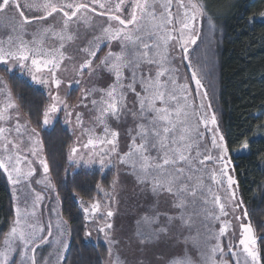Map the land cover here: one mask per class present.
<instances>
[{
	"label": "snow or ice",
	"instance_id": "snow-or-ice-1",
	"mask_svg": "<svg viewBox=\"0 0 264 264\" xmlns=\"http://www.w3.org/2000/svg\"><path fill=\"white\" fill-rule=\"evenodd\" d=\"M204 22L215 30V17L199 0H0V25L10 29L0 39V68L12 76L18 70L49 97L42 123L31 126L19 118L20 104L0 75V171L12 188L14 212L0 242V264H51L52 253L42 261L36 255L53 229L38 226L34 209L44 196L35 185L59 198L39 128L51 125L60 111L79 132L67 146L69 163L98 164L101 172L123 166L134 178V192L152 200L146 211H137L127 237V247L139 254L133 264H230L221 241L228 224L218 234L211 224L227 217L229 207L236 221L249 214L237 199L229 146L188 47L197 45ZM177 59L188 62L190 77H181ZM65 78L82 85L74 104L60 94ZM96 189L105 192L99 182ZM113 202L109 197L104 205L82 204L84 220L91 221L84 225L85 239L93 230L104 234L108 264H128L112 259L113 246L122 243L112 235ZM196 219L203 233H194ZM67 223L62 216L56 220L57 254L66 246ZM239 227L243 255L231 244L227 252L236 264H261L253 225Z\"/></svg>",
	"mask_w": 264,
	"mask_h": 264
},
{
	"label": "trees",
	"instance_id": "trees-1",
	"mask_svg": "<svg viewBox=\"0 0 264 264\" xmlns=\"http://www.w3.org/2000/svg\"><path fill=\"white\" fill-rule=\"evenodd\" d=\"M199 2L206 3L209 13L215 17L216 27L209 31L204 22L197 45L188 47L193 61L198 59L204 88L229 146L231 167L238 182L237 197L242 199L249 214L242 223L253 225L261 264H264V0ZM200 26L198 23L197 27ZM177 60L183 76L190 77L188 62L181 65ZM0 73L8 79L24 118L31 120V126H37L38 120L42 123L40 114L48 103L45 92L17 72L12 76L0 69ZM191 89L195 92L194 83ZM78 93V89H72L67 103L72 104ZM39 130L50 162L51 182L59 192L60 215L68 222L70 242L62 264H108L106 242L100 236L95 241L85 239V220L79 205H88L92 200H108L113 172L85 171L70 165L67 146L73 142V135L61 118L50 129L41 127ZM242 148L245 149L243 153L232 155ZM97 182L107 196L96 189ZM239 213L242 215V211ZM13 217L11 195L0 171V242Z\"/></svg>",
	"mask_w": 264,
	"mask_h": 264
},
{
	"label": "rangeland",
	"instance_id": "rangeland-1",
	"mask_svg": "<svg viewBox=\"0 0 264 264\" xmlns=\"http://www.w3.org/2000/svg\"><path fill=\"white\" fill-rule=\"evenodd\" d=\"M23 2V0H21V3ZM28 14V13H26ZM264 17V14H263ZM10 32V29H5L2 25H0V39H3L6 37V33ZM190 45V44H189ZM188 45V46H189ZM106 50V49H105ZM103 55V54H101ZM178 60L176 61V66H178ZM179 70H180V75L181 77H184L182 72H181V68L180 66ZM2 69V68H0ZM18 75L21 76V74L19 73V71H16ZM0 75H2L0 73ZM27 79V81L29 83L30 82V78L28 77H24ZM185 82V81H183ZM34 85V84H32ZM36 87H39L40 89H42L46 96H47V100L49 102V97H48V90L45 89L44 87L40 86V85H34ZM82 86V85H81ZM81 86H77L74 83L69 85L68 79L65 78V82L61 87L60 90V94L62 95V97L66 100L67 102V97L69 96V93L71 92L72 89H78L79 93L77 95H75L74 101L72 102V104L77 102V98L80 96V87ZM196 103H199V99L197 98ZM19 118L23 121L26 120L24 118V116L22 115V113L19 110ZM59 118L62 119L63 124L71 131L72 135H73V142L75 140V135H78L79 132L77 131L75 134L73 132V129L71 126L66 125L64 123V112L60 111L57 113L56 117L53 118V123L49 126L46 127H42L44 130H48L50 129L53 124L55 123V121H57ZM263 119H264V114H263ZM85 121L87 122V116H85ZM122 146H123V137H122ZM243 151H245L244 148H242V150L240 151H236V152H232V155H238L241 154V152L243 153ZM70 165L72 167H74V169H81V170H85V171H91V170H99V165L98 164H94L91 168H86L82 163L79 167H77L74 164ZM37 168H39V165H36ZM105 170H111L114 174L113 180H117L118 182L116 183L115 187L113 188V186H111L112 188V192L110 193L109 197H113L115 202L112 203L111 208L112 210L115 212L114 217L112 218V222L114 223V231L112 233V235L115 236V238L117 240L122 241L121 244L115 245L113 246V260L119 259L121 262L124 261L125 259L128 261V264H133L134 260L139 256V254L137 253L136 255L133 254L132 250L127 247V237L130 235V230L133 227V217L136 215L137 211H139L140 213H143L144 211L147 210V205L150 204L152 202L151 198H145V196L143 194H141L138 190H136L134 192V178L130 175L127 174V172L124 170L123 166H121L119 169L117 167H110V168H106ZM104 170V171H105ZM2 173V171H1ZM3 175V173H2ZM43 173H42V169H40V175L37 178H42ZM7 187L9 189L10 195H11V199H12V188L11 186L7 183V179L6 176L3 175ZM112 180V182H113ZM209 184L211 185V182L209 181ZM213 188V191L216 192L218 189V186L216 185H211ZM35 188L37 191H41L42 195L44 196V199L42 201H40V207L34 209V211L36 212V219L38 222V226L44 227L45 229H47V227L49 226V224H51L52 229H53V237L49 238V243L48 244H43L41 245L40 248L37 249V258L39 260H43L44 257H48L49 253H52L53 255L51 256V264H62L66 251H67V247L68 244L70 242V236H69V231H68V226L64 225V231L66 233V235L64 236V240L66 241V246L63 247L62 252L60 254H57V249L53 243V241L55 240V237L57 235H59V230L56 228V220L58 218H60V206H59V201L57 199L56 196V192L55 191H51V190H47L44 188V185H35ZM218 194L223 196V190H219ZM237 196V193H236ZM238 199V197H237ZM108 202V200L101 202L102 205L106 204ZM13 204V201H12ZM82 204L86 206V204L84 203H80V210L83 214V218H84V212H83V207ZM19 206L21 208H24V204L22 202H20ZM55 209V211L53 212L52 210ZM28 210L32 211L33 209L31 208V202H29L28 205ZM218 211V210H217ZM229 215L227 217H221V219L219 221H214L211 224V227L214 229V231L218 234V230L219 227L224 224L227 223L228 224V228H227V232L226 235L224 237L221 238L222 241V246L225 247V258L230 260V264H236L235 259L231 258V254L227 252V246L229 244L234 245L239 253L240 256L243 255L242 253V246L239 245V239H240V223H242L241 221H236L233 218V214H232V210L229 207L228 209ZM59 214V216H58ZM237 215H240L239 212L236 213ZM85 223H91V221L86 222ZM103 223V221L101 220V224ZM196 230H199L201 233H203L205 231V229L203 228L202 224L200 223L199 219H196V223H195V227H194V233ZM9 231V229H8ZM233 233H235V235H233ZM44 235H47V231H45L43 233ZM100 236L102 238V240H105V236L102 233H99L96 230L92 231V235L88 238V240L90 241H95L97 239V237ZM3 240V239H2ZM2 242V241H1ZM107 247L109 249V245L106 242ZM14 259H18V257L14 254L13 256ZM143 258V257H140Z\"/></svg>",
	"mask_w": 264,
	"mask_h": 264
}]
</instances>
